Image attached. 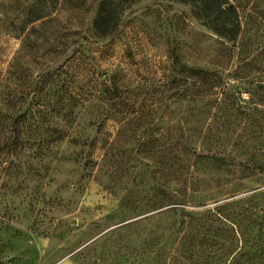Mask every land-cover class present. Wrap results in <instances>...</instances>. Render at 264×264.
Masks as SVG:
<instances>
[{
    "label": "rangeland",
    "instance_id": "rangeland-1",
    "mask_svg": "<svg viewBox=\"0 0 264 264\" xmlns=\"http://www.w3.org/2000/svg\"><path fill=\"white\" fill-rule=\"evenodd\" d=\"M213 5L0 0V264H264V18Z\"/></svg>",
    "mask_w": 264,
    "mask_h": 264
},
{
    "label": "trees",
    "instance_id": "trees-1",
    "mask_svg": "<svg viewBox=\"0 0 264 264\" xmlns=\"http://www.w3.org/2000/svg\"><path fill=\"white\" fill-rule=\"evenodd\" d=\"M212 2L215 9V12L219 14L221 17H223V20H221V23L218 25V29H216L220 34L225 35L228 40H233L234 36L236 37L240 24L242 20H245L247 18H257L263 20L264 16L257 11L258 5L254 2V5L251 6H242L241 3L231 4L228 2H223V0H209ZM236 2H241V0H236ZM113 12L109 9L106 5H102L101 8L98 11V16L94 22L93 28L95 33L98 35L99 38H104L107 35H110L112 29L115 28L116 23L112 24L113 21ZM68 75V74H67ZM81 85L76 87V85H73L70 81H66L64 84L65 88V94H67V101L66 104V110L68 111V114H72V111H74V108H76L78 105H80L82 108L85 107L87 96H89L88 93L84 91L83 86L80 88ZM85 87V86H84ZM102 89H96L95 97L102 101L103 103H108L109 98L108 96H112V91L116 88H118L116 85L109 86L108 83L102 82L101 83ZM100 88V87H99ZM93 99L95 98L94 95ZM21 136H13L10 141L11 144L14 146H18L21 142Z\"/></svg>",
    "mask_w": 264,
    "mask_h": 264
}]
</instances>
